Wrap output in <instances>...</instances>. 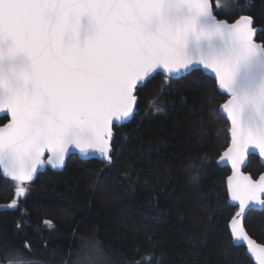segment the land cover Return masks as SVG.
Masks as SVG:
<instances>
[{"label":"snow or ice","instance_id":"1","mask_svg":"<svg viewBox=\"0 0 264 264\" xmlns=\"http://www.w3.org/2000/svg\"><path fill=\"white\" fill-rule=\"evenodd\" d=\"M221 9L232 11L228 0H215ZM256 32L249 15L231 24L218 19L212 0H0V114L10 117L0 126V170L16 182L7 207L18 206L39 168L62 167L70 148L112 164V128L135 114L139 88L163 73L149 102L159 112L170 82L202 66L189 85L203 89L214 79L213 93L228 96L211 112L231 124V146L220 159L231 163L228 195L239 203L232 246L247 242L245 255L264 264V247H251L238 219L264 211V175L238 172L249 150L264 163V42ZM0 264L40 262L4 248Z\"/></svg>","mask_w":264,"mask_h":264},{"label":"trees","instance_id":"2","mask_svg":"<svg viewBox=\"0 0 264 264\" xmlns=\"http://www.w3.org/2000/svg\"><path fill=\"white\" fill-rule=\"evenodd\" d=\"M236 5L214 14L227 21L250 15L264 42V0ZM201 72L173 79L156 102L159 112L149 102L164 75L139 88L137 113L113 126L112 164L70 156L62 170L47 168L26 184L15 208L7 205L16 182L0 174V250L20 249L40 264H253L243 246H232L230 169L217 163L229 123L211 110L227 96L213 93L214 79L203 89L190 86ZM7 120L0 117V125ZM263 170L250 155L245 171L256 178ZM244 225L264 244V211L250 210ZM26 242L30 251H23Z\"/></svg>","mask_w":264,"mask_h":264},{"label":"water","instance_id":"3","mask_svg":"<svg viewBox=\"0 0 264 264\" xmlns=\"http://www.w3.org/2000/svg\"><path fill=\"white\" fill-rule=\"evenodd\" d=\"M241 15H248V14H241ZM241 15H239V16H241ZM239 16H238L236 19H238ZM249 16H250V15H249ZM216 17H217V16H216ZM217 18H218V17H217ZM218 19H221V18H218ZM236 19H235V20H236ZM221 20H226V19H221ZM235 20H233V21H227V20H226V21H227L228 23L231 24V23L235 22ZM253 22H254V21H253ZM254 27L257 29V32H256V34H255V36H254V40H255L256 42H258V43H261L260 41L257 40V35H258L259 32L261 31L262 27H260V26H255V24H254ZM199 68H200L201 71H203L202 66H199ZM161 74L163 75L162 72H161ZM213 75H214V74H213ZM224 95L227 96V94H224ZM227 99H228V96H227L226 100H227ZM226 100H225L223 103H225ZM223 103H222V104H223ZM136 113H137V104H136V107H135V114H136ZM135 114H134V115H135ZM134 115L131 116L130 120L133 118ZM2 116H5V115L0 114V117H2ZM7 118H8V120H7L5 123L1 124L0 126H3L4 124H7V123L9 122L10 117L7 116ZM225 118H226V115H225ZM130 120H129V121H130ZM226 120H227V118H226ZM126 122H128V121H126ZM126 122H121V124L126 123ZM228 123H229V128H230V126H231L230 121H228ZM121 124H120V125H121ZM118 126H119V125H118ZM112 131H113V138H112L111 144H112V148H113V152H114V147H113L114 129H113V128H112ZM228 137H229V143H228L227 147L221 152V154L219 155V157H218V159H217V163H218L219 166H222V167H225V166H226V167H228V168L230 169V174L227 176V179H226V187H227L228 177L231 176V175H233V169H232V166H231V163H230V162H228L226 159H225L224 161H221L220 158L224 155V153H225V152L228 150V148L231 146V134H230V132H228ZM113 152H112V154H113ZM73 155H76L78 158H80V159H82V160H86V159H90V158H95V159L101 160V158L99 157V153H94V154L90 155L89 157H83V156L80 154V152H79L78 149L70 148V149H69V152L66 153V156H65V163H64V165H63L62 167H60V168H53L51 165H47V164H45L44 166H42L41 168L38 169V171H37L36 174H34V180H35V178L37 177V175H38L39 172H42V171L46 170L47 168L52 169V170H55V171H60V170H62V169L64 168L65 164H66L67 159H68L70 156H73ZM250 155H255L256 157H258L260 164L264 167V163L261 162V158L259 157L258 150H249V153L246 154V156H245V160L241 163L240 168L238 169V172H239V174H240L241 176H249V177H250L251 179H253V180H258L259 177H260L261 175H264V170H263V171H262V172H261L256 178L252 177L250 173H248V172L245 171V167H246V165L248 164L249 156H250ZM47 157H48V153H45L44 159L47 160ZM101 161H102V160H101ZM0 174L2 175V170H0ZM2 176H3V175H2ZM10 180H11V179H10ZM34 180H33V181H34ZM33 181H31V182H33ZM31 182H26V184H29V183H31ZM227 194H228V188H227ZM14 198H16V193L14 194ZM227 201H228V203H229L230 205H232V206H234V207L237 208L236 211H235V213H234L233 216L231 217L230 221L228 222V229H229V233H230V236H231V227H230V225H231L232 218H233V217L236 215V213L239 211V203H238V202H232V201H231V198L229 197V195H228ZM249 211H250V210H249ZM249 211H247L246 214L243 215L242 217H238V219L241 221V225H242L243 228L245 229L246 234H247V235L249 236V238L253 241V245H252L251 247H256V246L264 247V244L258 242L255 238H253V237L247 232V230H246V228H245L244 221H245V217H246V215H247V213H248ZM231 238H232V237H231ZM232 241H233V240H232ZM238 243H239L241 246H243V247L245 248V251H246L245 253H247V250H248V248L250 247V246L247 244V242H245V241H240V242H238ZM246 256L252 261L253 264H258L257 259H256L255 257L251 256L250 253H248Z\"/></svg>","mask_w":264,"mask_h":264},{"label":"rangeland","instance_id":"4","mask_svg":"<svg viewBox=\"0 0 264 264\" xmlns=\"http://www.w3.org/2000/svg\"><path fill=\"white\" fill-rule=\"evenodd\" d=\"M213 2L215 3V0H213ZM236 2H237V0H228V3L231 5L233 12L240 9V7H239L240 5H236ZM213 9H215V8H213Z\"/></svg>","mask_w":264,"mask_h":264},{"label":"bare ground","instance_id":"5","mask_svg":"<svg viewBox=\"0 0 264 264\" xmlns=\"http://www.w3.org/2000/svg\"><path fill=\"white\" fill-rule=\"evenodd\" d=\"M258 38V37H257ZM248 232V231H247Z\"/></svg>","mask_w":264,"mask_h":264}]
</instances>
